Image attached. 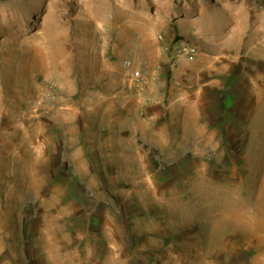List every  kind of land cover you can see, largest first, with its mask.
Listing matches in <instances>:
<instances>
[{
    "label": "rangeland",
    "instance_id": "374dc122",
    "mask_svg": "<svg viewBox=\"0 0 264 264\" xmlns=\"http://www.w3.org/2000/svg\"><path fill=\"white\" fill-rule=\"evenodd\" d=\"M0 264H264V0H0Z\"/></svg>",
    "mask_w": 264,
    "mask_h": 264
},
{
    "label": "built area",
    "instance_id": "2783aa9c",
    "mask_svg": "<svg viewBox=\"0 0 264 264\" xmlns=\"http://www.w3.org/2000/svg\"><path fill=\"white\" fill-rule=\"evenodd\" d=\"M189 52H184L185 54L189 55V57H192L195 55L196 52H194V48H189Z\"/></svg>",
    "mask_w": 264,
    "mask_h": 264
}]
</instances>
